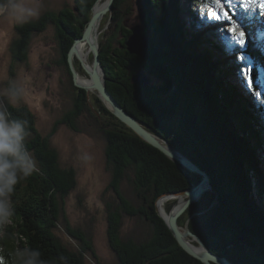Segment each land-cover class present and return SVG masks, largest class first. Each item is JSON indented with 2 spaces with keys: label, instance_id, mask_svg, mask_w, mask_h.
I'll return each instance as SVG.
<instances>
[{
  "label": "trees",
  "instance_id": "16d2710c",
  "mask_svg": "<svg viewBox=\"0 0 264 264\" xmlns=\"http://www.w3.org/2000/svg\"><path fill=\"white\" fill-rule=\"evenodd\" d=\"M96 1L74 0L72 8L65 6L16 27L18 38L12 47L15 63L26 56L33 35L54 24L61 54L57 63L71 78L75 104L46 135L38 132L28 109L11 105L6 108L10 119L26 122L28 134L24 144L35 163V171L20 178L9 194L11 214L8 223L0 225V260L11 264L17 250L24 248L38 250L45 264H85L88 252L96 258L92 242L82 232L72 229L63 216L65 199L76 184L75 172L58 166V153L49 144L59 125H68L78 132V118L90 113V102L98 108L94 126L105 136L107 165L114 174L107 190L119 202L118 207H107L108 241L117 264H202L179 247L155 210L154 202L160 194L188 187L178 167L132 135L96 95L89 98L73 84L67 54L74 40L82 37ZM194 1L200 5H191L192 1L187 0L188 9L189 5L193 8L205 5L202 0V3ZM127 2L113 3L110 21L115 30L104 45L100 44L99 58L107 90L146 129L188 156L207 174L216 204L215 210L210 209L204 227L209 250L233 264H264V157L259 151L264 145L261 120L264 99L261 101L262 97L257 98L254 92L264 94V80L252 77L251 81L257 84L248 87L249 78L246 79L244 69L249 61L245 58V64L239 55L238 43L226 41L213 27L207 29L200 23L203 17L196 16L198 20L193 22L192 30L187 27L185 1L144 0L147 67L155 81L152 88L162 97L147 96L145 101L142 96L143 99L137 100L139 93L134 95L130 76L141 63L124 46L131 35L123 28V22L131 14ZM233 19L246 27L239 15ZM247 28L253 31L252 26ZM259 43L260 39L255 45ZM245 53L259 69L264 67V57L257 47L250 44ZM241 95L258 103V107L257 104L250 107ZM126 172L132 174L136 205L120 187ZM196 211L194 208L191 212ZM125 214L148 223L150 230L145 241L121 237ZM61 215L66 231L81 243L80 251L67 250L55 236ZM193 221L199 224L198 219ZM242 236L245 238L240 241Z\"/></svg>",
  "mask_w": 264,
  "mask_h": 264
},
{
  "label": "rangeland",
  "instance_id": "374dc122",
  "mask_svg": "<svg viewBox=\"0 0 264 264\" xmlns=\"http://www.w3.org/2000/svg\"><path fill=\"white\" fill-rule=\"evenodd\" d=\"M105 1L106 0H97L94 3L96 6L93 12L99 9ZM139 1L140 0H129L131 14L123 22V28L126 30H128L126 26L133 24L135 21V9ZM183 1L184 0H180L181 3ZM190 1H192L191 5H196L195 3L200 5L194 0ZM202 1L205 5L200 7L197 6L193 8L189 5V11L194 13V19H196V16H201L204 20L207 18V9L210 6L211 0ZM180 2L177 7H180ZM224 2H227V0H224ZM25 3L39 9V16L31 19V21L38 20L46 13L58 12L65 6L69 8L74 6V0H25ZM129 3H126L127 7ZM232 3L235 4L236 0H232ZM132 9L135 10L134 13H132ZM232 14L233 16L235 14L239 15L240 18L242 15L247 17V19L243 20L246 27L241 26V30L246 33V45L249 47V45L252 44L256 48L254 40L255 28L258 26L260 30L259 35L264 34V16H260L258 12L244 13L243 9L240 7H233ZM110 18L111 12L108 10L103 15L99 26L96 28V30L98 29L97 32L99 31L97 43L99 45H104V42L108 40L115 30L114 27H111ZM187 20L189 21V19ZM203 22L205 24L209 23L208 21ZM214 22L215 24L211 27L221 32L220 36L223 35L226 41L231 39L233 42L237 43L236 39L228 31V28L232 27L230 23L222 19L219 21L214 20ZM19 25L21 26V24H15L8 17L0 14V106L7 108L8 105H11L15 108L28 109L34 116L38 132L46 135L52 132L55 123L72 109L75 104V92L72 87L71 78L66 73V70L57 63V61L60 60L61 54L54 24L47 25L42 32L33 35L28 46L27 54L21 62L15 63L13 61L12 47L13 43L17 42L18 33L16 27ZM250 26L253 27V34L251 32L252 30L247 28ZM92 38L95 39V37ZM80 44H86V50L89 53L87 61L92 67V56L89 52L87 43L82 40L78 45ZM113 44L116 45V41H114ZM237 46L240 49L239 55L243 57L244 63L246 64L245 58L249 61L246 67L252 69L250 77L245 75L246 79L258 76L264 80V67L259 69L255 61L245 53L247 52L245 46L243 48H241L239 44H237ZM75 60L78 61L77 59ZM239 61L241 62V57ZM79 63V61L76 62L77 71L79 72L78 78L82 84H85L88 82V77L81 69ZM240 73H242V71H240ZM10 83H15V85L22 90L20 95L11 103H9L7 97L4 95V90ZM252 83L257 84L256 81ZM262 83H264V81ZM240 85L243 84L240 83ZM254 92L256 94L258 90H254ZM91 94L93 95V93ZM263 96L264 94H259L257 98L262 97L260 99L262 101L264 99ZM241 97L244 101L248 102L250 107H253L254 104H257L258 107L259 104L249 99L246 95H241ZM88 105L91 111L90 113L86 112L82 114L78 118V132L70 129L68 125H59L56 132L50 138L49 144L50 147L58 153V166L61 169H73L75 172L76 184L65 199L63 216L67 219L72 229L82 232L92 242L96 258L88 252L85 256V264H117L116 258L109 246L106 231L108 205L113 208L119 206L116 196L111 190H107L114 174H112L111 169H109L107 165L105 136L94 126V116L99 115L98 111L95 109L98 108L95 104V106H91L90 102H88ZM261 120L264 121L262 116ZM98 121L100 122L101 119L99 118ZM98 125L100 124L98 123ZM259 151L262 155L261 157H264V145L260 147ZM261 163L263 164V162ZM131 176V173L128 174V172H126V175H124V178L121 180L120 187L123 194L136 205V197L134 198L135 186ZM210 200H214L213 205L214 209H216L215 198L212 199L211 197ZM111 203L115 204L111 205ZM169 203H172L170 205L172 206L174 202L169 201L166 206L169 205ZM188 215V210L182 214L178 220L179 226L184 227L186 225L189 227L188 220L193 217L195 218V215H190L189 218ZM198 222L199 224L193 223L190 229L195 234L198 232V234H200L199 236L203 237L206 233L203 224L206 221L198 217ZM7 223L8 221L6 223H0V225ZM149 230L148 223L143 219L126 214L123 216L120 230L123 239L132 238L134 241L138 242H141V240L145 241ZM54 232L62 246L67 250L80 251L82 249L81 243L66 231L62 215L57 224V229H55ZM187 237L193 243L195 242V239L192 237Z\"/></svg>",
  "mask_w": 264,
  "mask_h": 264
},
{
  "label": "water",
  "instance_id": "95a60500",
  "mask_svg": "<svg viewBox=\"0 0 264 264\" xmlns=\"http://www.w3.org/2000/svg\"><path fill=\"white\" fill-rule=\"evenodd\" d=\"M114 2L115 0H106L103 7L96 12H93L96 4L93 5L92 16L83 31L82 37L75 39L72 47L68 51L67 64L71 72L73 84L76 88L84 90L88 96L91 93L96 95L105 108L133 133L132 135L141 139L149 147L154 148L178 167L177 169L181 172L180 174L184 177L188 187L182 191H169L160 194L154 202V205L156 213L164 221L179 247L202 264H233L226 258L218 256L209 250L206 246L205 235L200 237L198 232L195 234L190 229V226L195 223L193 220H197L198 217L206 221L203 224V228L206 227L208 217H210L208 215L210 213V209L215 210L213 202H208L212 197V188L207 174L200 170L188 156L177 151L163 138L146 129L145 125L124 110L107 90L105 71L99 58L100 45L97 44L96 39L93 40V38H91V35L93 30H95L97 23L101 21L102 16L108 10L112 12ZM143 4L144 1L140 0L137 3L135 9L136 11L132 9V13L135 11V21L133 24L126 26L131 32V35L128 40L125 41L124 46L130 55H133L135 58L137 57V63H141V67L139 69L133 70V75L130 76V82L134 88V95L139 93L136 99L141 100L143 96L146 101L147 96L160 98L162 96L152 88L155 81L154 77L149 74L150 71L147 67L148 43L144 34L145 15ZM82 40L87 43L89 52L92 56L91 68H87L85 62L78 53L77 46ZM75 59L80 62L79 64L81 69L88 77V82L85 84H82L78 78L79 72L77 71L78 69ZM147 107H149V105ZM171 176L173 178L175 177L174 174H171ZM162 199H170L169 201L174 203L172 206H170L172 203H169V205L166 206L169 202L167 201L165 204L160 206L161 202L159 203V201H162ZM159 207H164L168 214L165 213V215L162 213L163 210L161 211ZM194 208L198 211L191 212ZM187 210L189 213L188 218L190 215H195V218L193 217L188 220L189 227L186 225L184 227L179 226L178 220ZM187 236L195 239V242L193 243ZM244 238L245 237H241L240 241H243ZM89 241L91 240L89 239Z\"/></svg>",
  "mask_w": 264,
  "mask_h": 264
},
{
  "label": "clouds",
  "instance_id": "9594fccd",
  "mask_svg": "<svg viewBox=\"0 0 264 264\" xmlns=\"http://www.w3.org/2000/svg\"><path fill=\"white\" fill-rule=\"evenodd\" d=\"M184 1L186 3V0ZM185 5L187 6V4ZM0 14L5 15L15 24L22 25L37 18L40 13L38 8L29 6L25 0H0ZM185 14L189 19L186 21V25L191 29L193 22L198 19H194V13L189 9ZM207 20L208 22L214 21L208 17ZM203 21L200 20L203 26L207 29L212 28L211 23L205 24ZM21 91L15 83H10L4 90V95L11 103L20 95ZM25 124V121L10 119L7 109L0 106V223H6L11 214L8 197L18 180L28 177L35 171V163L25 149L24 141L28 134ZM11 264H45V262L41 259V253L38 250L24 248L17 250L12 257Z\"/></svg>",
  "mask_w": 264,
  "mask_h": 264
},
{
  "label": "snow or ice",
  "instance_id": "6c2138e0",
  "mask_svg": "<svg viewBox=\"0 0 264 264\" xmlns=\"http://www.w3.org/2000/svg\"><path fill=\"white\" fill-rule=\"evenodd\" d=\"M233 7H240L243 9L244 13L258 12L260 16H264V0H236V3L233 4L232 0H211L210 6L207 9V17L211 20H223L227 23H230L232 27L228 28V31L236 39L237 43L241 48L246 44V33L241 30V25L237 24L233 19L232 9ZM242 20L247 19L246 16L241 17ZM245 75L250 77L251 68L244 69ZM252 81L248 79V87L251 88ZM259 95V93H257ZM0 264H3V261L0 260Z\"/></svg>",
  "mask_w": 264,
  "mask_h": 264
},
{
  "label": "bare ground",
  "instance_id": "6f19581e",
  "mask_svg": "<svg viewBox=\"0 0 264 264\" xmlns=\"http://www.w3.org/2000/svg\"><path fill=\"white\" fill-rule=\"evenodd\" d=\"M103 5H104V3L101 5V7H103ZM100 7V8H101ZM99 8V9H100ZM99 9H97L96 11H98ZM95 11V12H96ZM103 17V16H102ZM101 20H102V18H101ZM99 23H100V21H99ZM99 23H97V25H96V28L99 26ZM96 28H95V30H93V32H92V35H91V38L92 37H95V39H96V42L98 43V36H99V31L97 32V30H96ZM94 40V39H93ZM78 47V53H79V55H80V57L82 58V60L85 62V64H86V66H87V68L89 67V68H91V66H90V64L88 63V61H87V57H88V55H89V53L87 52V50H86V44H80V45H78L77 46ZM260 92V91H259ZM94 135V134H93ZM208 177V176H207ZM210 180V179H209ZM163 198H167V197H163ZM167 200L169 201V199H162V201L160 200L159 201V203H160V206H162L163 204H165L166 202H167ZM160 208V210L162 211L163 210V212L162 213H166V214H168L166 211H165V208L164 207H159ZM165 214V215H166ZM242 237H245V236H242Z\"/></svg>",
  "mask_w": 264,
  "mask_h": 264
}]
</instances>
